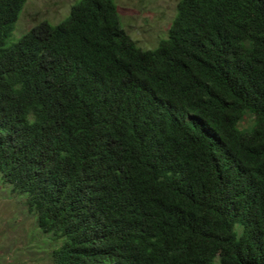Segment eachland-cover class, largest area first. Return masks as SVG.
Here are the masks:
<instances>
[{
  "label": "trees",
  "instance_id": "1",
  "mask_svg": "<svg viewBox=\"0 0 264 264\" xmlns=\"http://www.w3.org/2000/svg\"><path fill=\"white\" fill-rule=\"evenodd\" d=\"M27 1L0 0V171L53 264H264V0H180L153 49L116 0L11 41Z\"/></svg>",
  "mask_w": 264,
  "mask_h": 264
},
{
  "label": "rangeland",
  "instance_id": "2",
  "mask_svg": "<svg viewBox=\"0 0 264 264\" xmlns=\"http://www.w3.org/2000/svg\"><path fill=\"white\" fill-rule=\"evenodd\" d=\"M78 0H28L11 36L15 41L35 23H57ZM180 0H116L127 32L146 49L166 37ZM55 21V22H53ZM43 232L30 211L27 198L5 183L0 171V264H53L52 251L61 244Z\"/></svg>",
  "mask_w": 264,
  "mask_h": 264
}]
</instances>
